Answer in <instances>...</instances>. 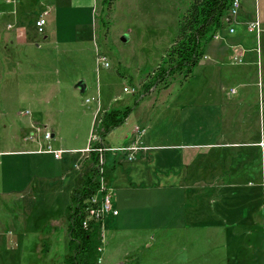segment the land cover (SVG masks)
Wrapping results in <instances>:
<instances>
[{
  "label": "rangeland",
  "instance_id": "1",
  "mask_svg": "<svg viewBox=\"0 0 264 264\" xmlns=\"http://www.w3.org/2000/svg\"><path fill=\"white\" fill-rule=\"evenodd\" d=\"M190 3L191 0H18L16 4L13 0H0V126L8 127L5 131L0 127V150L13 142L19 146L22 141H39V150L45 148L44 131L54 133L48 142L54 150L86 148L88 145L93 148L99 142L96 125L103 112L97 113L95 121L97 105L94 102L85 104V100L96 98L97 94L100 107L105 106V110L134 108L136 102L150 95H160L162 99L169 97V101L175 102L173 107L178 106V109L191 105L192 112L183 121L188 133L184 136L187 143L210 141L214 133L222 129L223 134L219 141L210 143L207 156L212 171L205 179H201L199 170L201 166L204 170L206 163L195 156L192 165L182 169V180L179 177L175 184L189 188L185 207L207 209L211 223L206 229L192 225L184 231L178 226L183 215L177 213L170 218V210H163L165 222L161 215L160 225H157L158 220L147 225V228L157 226L150 234L152 241L149 244L157 240L158 252H153L155 247L143 248L132 255V261L152 264L148 263L149 258L162 256L169 264H179L184 261L183 257L191 260L188 264H264V51L253 50L255 55L251 58L245 51L237 58L228 55L218 58L214 56V50L208 49L215 42L212 40L200 62L211 63L214 70L198 67L188 79L176 75L167 90L151 89L145 93L143 89L147 75L158 66L172 45L178 17ZM42 12L47 13V40H43L34 27ZM225 23L223 19V26ZM228 29L225 26L221 31ZM261 37L264 44V34ZM6 50H11L13 55L5 54ZM97 53L106 57L109 67L97 64ZM79 81L85 84L84 94L73 88ZM124 89L132 93L126 94ZM231 90H234L233 94H230ZM112 99L116 102L112 103ZM150 107L151 100L144 101L131 115L125 130L130 131L136 120L149 114ZM26 110L31 114L20 115ZM31 116L42 125H32L33 128L29 125L25 129L23 124ZM135 128L133 134L137 135ZM30 131L34 136L28 134ZM119 134V130L115 131L105 143L111 147L121 145L124 133ZM134 141L135 138L131 144ZM171 150H174L170 151L172 156H177L172 165L176 167L187 150L175 147ZM108 154L103 170L109 167L112 153L109 151ZM118 154L119 158L128 159L125 152ZM64 156L54 160L51 155H45L47 168L34 170V167L30 172L37 177H58L57 173L66 166ZM88 156L85 152L73 154V167L68 173L75 172V183H78V175ZM7 173V168L0 165V192L10 184ZM144 189L160 188L153 185ZM163 190L170 191L169 188ZM45 191L49 192L43 199L45 206L55 205L62 211L68 204L69 196L67 199L64 195L60 197V183L55 188L48 184ZM111 193L112 197L117 195L114 189ZM154 196L150 200L154 201ZM13 197L0 200V208L12 209L8 212L11 216L28 205L25 198ZM36 206L39 211L34 217L41 214L43 204L37 202ZM47 207L45 212L42 211L44 217ZM211 210L219 213L221 225L213 224L218 219L212 217ZM9 219L4 221L1 217L0 222L6 223ZM54 222L58 223L59 230L49 235L48 252L42 261L35 258L31 248L37 241L34 234L22 231L25 240L20 253L23 264H63L68 238L60 227L64 228L65 223ZM14 227L9 229L14 230ZM104 231L103 243L106 241Z\"/></svg>",
  "mask_w": 264,
  "mask_h": 264
},
{
  "label": "crops",
  "instance_id": "2",
  "mask_svg": "<svg viewBox=\"0 0 264 264\" xmlns=\"http://www.w3.org/2000/svg\"><path fill=\"white\" fill-rule=\"evenodd\" d=\"M256 23L258 24L257 28L255 27ZM225 26L229 29H233V33H228V30H223L221 31V40L210 44L208 49L210 52L214 50V56L222 58L223 55H228L229 57L235 56L237 58L245 51L246 55L248 54L251 58V56L253 57L255 55L254 52H252L253 50H256L257 53H259L260 50L264 51V44H262L261 37V34H264V0H240L236 15L231 17L229 23H225L223 27ZM43 38H45L43 40L48 39L46 33ZM251 38L252 40L250 41ZM216 46L220 48L217 49L215 48ZM251 46H255L254 49L252 48L250 51L246 50L247 47ZM207 65L209 67H207ZM210 65L211 63L209 62H206V64L200 62L197 68L200 67L207 71L215 68L213 65ZM146 100H151L150 112L144 118L136 120L134 124V127L143 128L144 132L137 136L133 134L134 127L127 132L125 129L132 119L131 115L136 109H140V105L142 106ZM111 101L112 103L116 102L115 99ZM174 103L175 102L169 101V97L162 99L160 95H150L147 98L140 99L124 124L112 130L107 136L108 138L109 135L117 130L120 131V134L124 133L121 145L111 147L104 141V146L108 149L123 148L129 146L132 139L135 138L138 145L147 147L148 149L139 150L133 155V159L130 161L127 158H119L120 155L118 153L110 151L112 156L109 160V167L103 170V174L107 187L111 190L114 189L117 194L111 199L112 210L116 211L117 214H108L103 220L102 230H106L104 231L106 234V241L103 243L104 254L103 256L101 254L100 264H131V262L138 264V261H132L131 258L135 252L146 247H155L153 252H158L157 240L153 241V244H149L150 241H152V239H150V234L155 231L157 226L154 225L152 228H147V225H150L151 222L155 220H158L156 221L157 225H160L162 222L161 215L163 216V222H165L167 218H165L166 214L164 211L167 209L170 210L168 215L170 218L174 217L177 213L183 215L178 221V226L184 231L189 229L186 223L190 221L191 215L193 214V208L185 207L186 192L188 194L189 191H187V189L189 188L187 186L178 187L175 183L179 181V177L182 180V169L190 167L195 156H199L200 161L206 163L204 165V170L203 166H201L199 170L201 179H205L206 175L212 171L208 166L210 161L207 156L210 143L219 141V137L223 134V129L214 133L210 141L187 143L188 141L184 136L188 135V133L185 126H183V121L187 120L193 108L191 105H186L178 109V106L173 107ZM106 106H109V104ZM100 110L102 112L107 111L103 105L100 107ZM24 114L30 115L31 113L26 110L20 115ZM1 115L0 113V116ZM38 116L39 118L43 117L41 113H39ZM223 116L224 113L221 115V118H223ZM37 124L42 125V122L36 119V117L34 118L31 116L23 125L24 128L27 129L29 125L32 127V125ZM0 127H2L4 131L8 128L6 125H1ZM208 133L210 134V132H207V134ZM28 134L31 135V131ZM51 135L53 138L54 133L51 132ZM16 145L17 143L13 142L10 146L5 145L3 146L4 149L0 150V157H2L0 165L7 168V176L10 182V184L8 186L5 185L6 188L2 189L0 192V200L11 196H14L13 198L15 199L16 197H23L28 205H26L21 212H15L13 216L8 213L12 209L8 211L5 208H0V220L1 217L4 221L10 218V221H8L9 223L0 222V264H23L20 253L25 246V240L23 238L24 233L34 234L33 237L34 239L36 238L37 241H34L31 248L36 256L35 258L38 261H42L45 259L44 257L48 252H44L42 248L44 228L49 226L52 228L51 232L45 236L47 245L49 235L59 230L57 228L58 223L54 224V221L59 222L60 220V223L63 221L65 226L64 228L60 227V229L66 232L67 221L64 218L63 211L69 202L67 201L68 204L62 211L57 210V206L55 207V205L45 206L43 201L44 196L49 195V192H46L45 189L48 184L51 188H55V186L60 183V197L64 195L67 199L69 196L70 200L71 192L80 184L79 179L81 172L78 175V183H75L73 177L75 172L72 171L68 173V170L73 167L71 164L73 154L85 149V147L78 149H59L62 151H71L62 154V156L65 155L64 161L66 166H63L60 173H57V176L59 174L58 177L45 178V175L37 177V175H33L30 171L34 167V170L38 168L43 170L46 169L47 167L45 166L44 160V158H46L45 155H51L54 160H57L53 157V154L38 152L40 148L39 141H22V143H19V146ZM174 147L179 148V150H187L183 154V157L179 159L176 167H172V165L175 159L177 160V156L174 158L170 153V151H174L171 150ZM166 148H170V150H165ZM161 149H164L163 152L158 153L157 151H161ZM108 153L109 151L105 154V162L107 161ZM204 153L206 156H204ZM116 154L117 157L114 156ZM38 172L41 174V170H38ZM153 185H157L160 189L153 191L144 189V187L150 188ZM163 188H169L170 191H165ZM54 191L53 189V192ZM56 194L57 192H55L54 195L56 196ZM153 195H155L154 201L150 200ZM162 195H164V197H162ZM56 198L57 197H54V200H56ZM37 202L43 204L44 208L43 206L40 207L41 214L34 217V213L36 214L39 211L38 208H35L39 207L36 206ZM45 207L48 208L46 217L43 216ZM43 210L44 212H42ZM202 210L207 209L202 208ZM187 211H189L188 214H185ZM211 214L219 221L221 220L218 212L211 210ZM13 224L15 225L14 230L9 229L10 226H14ZM200 228L206 229L209 227L207 224H204L201 225ZM22 231H24V233ZM10 240L14 242L11 243ZM9 242L10 244H8ZM155 244L157 245L155 246ZM159 246H161V242ZM186 246L187 243L185 242L184 252H186ZM152 258L153 260L150 258L148 259V263L169 264L168 259L165 257L158 256L155 258L152 256ZM182 259L184 261L182 262L181 260L179 264L191 263V260L186 257Z\"/></svg>",
  "mask_w": 264,
  "mask_h": 264
},
{
  "label": "trees",
  "instance_id": "3",
  "mask_svg": "<svg viewBox=\"0 0 264 264\" xmlns=\"http://www.w3.org/2000/svg\"><path fill=\"white\" fill-rule=\"evenodd\" d=\"M233 1L191 0L185 12L178 17L177 33L172 45L167 49L158 66L146 77L143 85L145 93L150 92L151 89H167L176 75L184 79L193 75L205 55L207 45L213 40V36L222 30L223 19ZM5 54L13 55L11 50H6ZM132 111L133 107L129 106L104 111L97 126L99 142L94 148L107 149L104 141L108 134L123 125ZM105 154L106 152L103 153L104 159ZM102 168L98 154H89L80 174V184L71 192L69 204L63 211L67 221L68 237L63 264H98L101 258L104 219L91 218L87 221L86 227L83 226V222L88 218L87 208L90 206V200L99 188L100 178L104 176L101 172ZM207 212L210 211L199 207L193 208V214L186 226L210 224ZM213 224L217 226L221 225V222L218 220ZM51 229L49 226L43 230L44 252L48 251L45 236L51 232Z\"/></svg>",
  "mask_w": 264,
  "mask_h": 264
},
{
  "label": "built area",
  "instance_id": "4",
  "mask_svg": "<svg viewBox=\"0 0 264 264\" xmlns=\"http://www.w3.org/2000/svg\"><path fill=\"white\" fill-rule=\"evenodd\" d=\"M239 3H240V0H234L232 2L231 7L228 10L227 15L224 18L225 22L229 23L230 18L234 17L236 15L237 9L239 8ZM46 14H47L46 12H42L34 22V27L36 29V32L40 36L45 35V26H46L45 16H46ZM257 25L258 24L256 23L255 24L256 28H257ZM228 33H233V29H228ZM221 38H222L221 31L217 32L213 36L214 41H219V40H221ZM96 62H97V64L102 63L105 68L109 67V64L106 61V57L104 55H102V53H97ZM124 93L130 94L132 92H129L128 89H124ZM230 93L233 94L234 90H231ZM92 102L96 103V105H97V109H96L95 114H94V118H95L97 116V113L100 111L99 94L96 95V98H91L90 100H88V99L85 100V104H90ZM95 121H96V118H95ZM97 122L99 123V119ZM37 131H40V130L37 129ZM135 131L137 133V136L144 132V130H141L138 127L135 128ZM30 136H33V135L31 134ZM93 137L95 138L96 136L93 135ZM50 140H52V135L50 134V132L44 131L43 141H44V143L46 142L47 144L45 145V148L42 147L38 152H40V153H51V154H53V157L57 160L61 158L63 153L71 152V151H62V150L52 149V147L48 144V142ZM142 149L145 150L146 148L139 147L137 144V140H136L131 145H129L127 147H123V148L98 149V148H94V147L90 148L88 145L81 152H85L87 154H91V153L98 154L99 162L103 166V164L105 162V159L103 158L104 152H107V151H112V152H117V153H124L125 152L128 155V159L132 160L133 155ZM101 172L103 173V168L101 169ZM111 198H112L111 189L107 187V185L104 181V176H102L100 178L99 188H98L97 192L95 193V195L91 198L90 206L87 208L88 218L86 220H84V222H83L84 227L87 226V221L91 218L98 220V219H104L106 217V215H108V214H113V215L117 214L116 211L112 210ZM99 261H100V259H99Z\"/></svg>",
  "mask_w": 264,
  "mask_h": 264
},
{
  "label": "water",
  "instance_id": "5",
  "mask_svg": "<svg viewBox=\"0 0 264 264\" xmlns=\"http://www.w3.org/2000/svg\"><path fill=\"white\" fill-rule=\"evenodd\" d=\"M45 39V38H43ZM123 40H125V38H123ZM74 88L77 89L79 91L80 94H84L86 87L83 81H79L74 85Z\"/></svg>",
  "mask_w": 264,
  "mask_h": 264
},
{
  "label": "flooded vegetation",
  "instance_id": "6",
  "mask_svg": "<svg viewBox=\"0 0 264 264\" xmlns=\"http://www.w3.org/2000/svg\"><path fill=\"white\" fill-rule=\"evenodd\" d=\"M6 1V0H5ZM13 2H15L16 4L18 3V0H13ZM2 17L1 13H0V18ZM2 32V30H0V33ZM2 53V49L0 48V55Z\"/></svg>",
  "mask_w": 264,
  "mask_h": 264
}]
</instances>
